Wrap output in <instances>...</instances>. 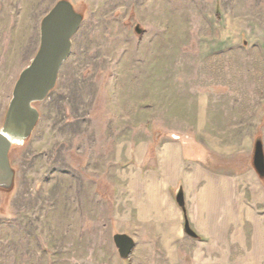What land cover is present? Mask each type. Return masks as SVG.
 <instances>
[{
    "label": "rangeland",
    "instance_id": "374dc122",
    "mask_svg": "<svg viewBox=\"0 0 264 264\" xmlns=\"http://www.w3.org/2000/svg\"><path fill=\"white\" fill-rule=\"evenodd\" d=\"M58 1L0 0V128ZM68 1L83 21L55 88L35 104L38 124L10 150L0 264H172L121 224L119 174L136 164L131 147L149 142L153 156L162 136L200 139V119L197 136L229 152L241 144L250 165L256 141L264 147V0ZM127 231L137 244L122 259L113 235Z\"/></svg>",
    "mask_w": 264,
    "mask_h": 264
},
{
    "label": "crops",
    "instance_id": "0c3cea01",
    "mask_svg": "<svg viewBox=\"0 0 264 264\" xmlns=\"http://www.w3.org/2000/svg\"><path fill=\"white\" fill-rule=\"evenodd\" d=\"M202 120L193 127L197 135L208 125ZM174 134L162 136L153 156L149 142L131 147L136 164L116 184L121 224L140 228V237L166 249L172 264H264V194L253 160L246 165L241 144L229 152L196 134L200 139ZM179 188L184 208L175 199ZM125 233L136 247V237Z\"/></svg>",
    "mask_w": 264,
    "mask_h": 264
},
{
    "label": "water",
    "instance_id": "95a60500",
    "mask_svg": "<svg viewBox=\"0 0 264 264\" xmlns=\"http://www.w3.org/2000/svg\"><path fill=\"white\" fill-rule=\"evenodd\" d=\"M82 21V14L68 0H59L41 21L39 49L14 85L0 128V188L10 189L14 185L15 172L10 161V150L16 141L28 139L38 124L40 112L35 104L45 100L55 88L61 67L71 53L72 39ZM136 30L138 33L142 31L138 26ZM253 164L259 176L264 178V147L261 140L255 143ZM175 199L184 208L182 189L176 192ZM185 229L188 234L195 235L188 222ZM113 241L119 256L128 259L135 247L134 238L127 233H116Z\"/></svg>",
    "mask_w": 264,
    "mask_h": 264
},
{
    "label": "bare ground",
    "instance_id": "6f19581e",
    "mask_svg": "<svg viewBox=\"0 0 264 264\" xmlns=\"http://www.w3.org/2000/svg\"><path fill=\"white\" fill-rule=\"evenodd\" d=\"M15 143H18V141H16Z\"/></svg>",
    "mask_w": 264,
    "mask_h": 264
}]
</instances>
